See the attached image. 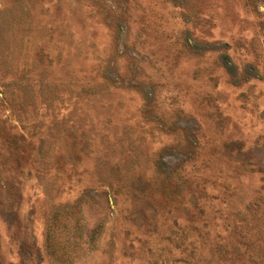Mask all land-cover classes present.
I'll return each instance as SVG.
<instances>
[{
  "label": "rangeland",
  "instance_id": "1",
  "mask_svg": "<svg viewBox=\"0 0 264 264\" xmlns=\"http://www.w3.org/2000/svg\"><path fill=\"white\" fill-rule=\"evenodd\" d=\"M0 264H264V0H0Z\"/></svg>",
  "mask_w": 264,
  "mask_h": 264
}]
</instances>
